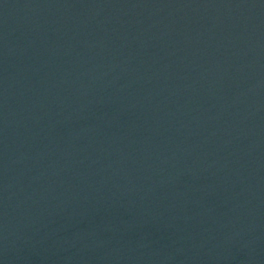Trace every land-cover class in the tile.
Returning <instances> with one entry per match:
<instances>
[{
  "label": "water",
  "instance_id": "1",
  "mask_svg": "<svg viewBox=\"0 0 264 264\" xmlns=\"http://www.w3.org/2000/svg\"><path fill=\"white\" fill-rule=\"evenodd\" d=\"M0 264H264V0H0Z\"/></svg>",
  "mask_w": 264,
  "mask_h": 264
}]
</instances>
